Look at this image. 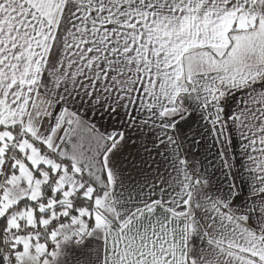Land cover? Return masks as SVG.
Segmentation results:
<instances>
[{"label": "crops", "instance_id": "crops-1", "mask_svg": "<svg viewBox=\"0 0 264 264\" xmlns=\"http://www.w3.org/2000/svg\"><path fill=\"white\" fill-rule=\"evenodd\" d=\"M21 130L39 148L5 184L1 246L46 226L3 218L54 161L84 169L95 213L19 237V264H264V0H0V163Z\"/></svg>", "mask_w": 264, "mask_h": 264}, {"label": "built area", "instance_id": "built-area-1", "mask_svg": "<svg viewBox=\"0 0 264 264\" xmlns=\"http://www.w3.org/2000/svg\"><path fill=\"white\" fill-rule=\"evenodd\" d=\"M3 143L6 147L5 150H9L11 153L22 152L24 150L30 151V148L37 150L39 148L38 143L32 141L28 134L23 130L12 135L9 139L3 141ZM4 156L5 157H3V160L0 163V202L6 195L5 184L10 183L13 180L15 170L18 166V160L15 155H8L6 151ZM54 162L53 166L57 167V173L53 178L48 179L45 182L47 188L54 192L61 190L67 186L66 180L70 177L74 183L71 196L78 197L82 194L87 195L93 192L92 185L84 179L82 173L77 170L73 164L62 161ZM83 216V211L75 205H62L59 209L52 211L49 215L46 226L43 229H40V231L36 230V227L32 225V222L25 231L19 230L16 225L3 229L1 233L5 237V246L0 247V264H19L18 260L15 258L18 254L16 244L19 237L34 233L37 234V236L39 234L43 236L47 232L55 238L62 236L68 237L72 234L70 232V227H72V225L79 219H82ZM44 248L49 255H52L56 250L53 241L46 242Z\"/></svg>", "mask_w": 264, "mask_h": 264}, {"label": "trees", "instance_id": "trees-1", "mask_svg": "<svg viewBox=\"0 0 264 264\" xmlns=\"http://www.w3.org/2000/svg\"><path fill=\"white\" fill-rule=\"evenodd\" d=\"M7 154L10 155H15V157L17 158V160L19 162L24 161L23 157L21 156L20 152H15V153H11L9 150H6ZM73 164V163H71ZM75 166V168L77 170H79L82 175H83V168L80 165H77L76 163L73 164ZM52 178V176H50ZM49 178V179H51ZM88 183H90L89 181H87ZM91 184V183H90ZM45 187H47L45 185ZM63 190L58 191V192H54L51 189H46L45 191V196L43 197V199L40 200V202L34 203L32 201L29 200H23L21 202H19L17 205L14 206V208H11V210H9V214L4 216L3 220H6V217L8 219H10L12 217V215L16 214V212L18 211H22L24 209L27 208H32L35 213L39 216H43V215H50L52 213V211L57 210L60 208V206L64 205V206H68V205H75L76 207H78L79 209H81L83 212H88L89 215H91V217H89V221L92 222V215L95 213V209H94V203L93 201L95 200L94 197V192L89 193V194H82L81 196L78 197H74L71 196L70 197V202L68 204L62 203V199H63ZM50 203H55L53 206H48L50 205ZM107 220L111 223L114 224V222L112 221V219L108 216V215H104ZM2 220V219H1ZM0 220V221H1ZM5 221H3L2 223L0 222V228H2L3 226H5ZM0 247H1V243H0Z\"/></svg>", "mask_w": 264, "mask_h": 264}, {"label": "rangeland", "instance_id": "rangeland-1", "mask_svg": "<svg viewBox=\"0 0 264 264\" xmlns=\"http://www.w3.org/2000/svg\"><path fill=\"white\" fill-rule=\"evenodd\" d=\"M242 64V63H241ZM198 73V71H191V73H189V76H188V81H189V83H190V81L192 82V80L194 81L195 80V74H197ZM194 75V76H193ZM184 78L185 77H183L182 75H181V79L184 81ZM77 137H78V139H77V141H75V142H73V144H72V141H71V151H72V154L74 155V158H76V159H82L83 160V158H84V154H85V152H87V150L88 151H91L90 150V147L87 145L86 147H85V144H87L86 143V141H89V142H92V140L91 139H88V136L87 137H85L84 135H79V134H77ZM75 146V147H74ZM74 148V149H73ZM77 148V149H76ZM81 150V151H80ZM91 152H95V156H96V153L98 152V150L95 148V149H93V151H91ZM86 158H87V156H86ZM85 159V158H84ZM73 161H74V159H72ZM73 164H74V162H73ZM25 173L28 175V176H30L31 177V174H33V172L32 173H30V171L29 170H25ZM84 213H86L85 211L83 212V214ZM89 214V213H88ZM83 218H84V216H83Z\"/></svg>", "mask_w": 264, "mask_h": 264}, {"label": "bare ground", "instance_id": "bare-ground-1", "mask_svg": "<svg viewBox=\"0 0 264 264\" xmlns=\"http://www.w3.org/2000/svg\"><path fill=\"white\" fill-rule=\"evenodd\" d=\"M4 246H5V243H4V245L2 247H4Z\"/></svg>", "mask_w": 264, "mask_h": 264}]
</instances>
